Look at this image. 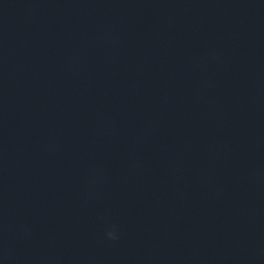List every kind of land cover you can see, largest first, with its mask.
Returning a JSON list of instances; mask_svg holds the SVG:
<instances>
[{"label": "clouds", "instance_id": "clouds-1", "mask_svg": "<svg viewBox=\"0 0 264 264\" xmlns=\"http://www.w3.org/2000/svg\"><path fill=\"white\" fill-rule=\"evenodd\" d=\"M106 236L109 238V239H112V240H115L117 239V235H116V231L115 229L113 228V230H110L106 233Z\"/></svg>", "mask_w": 264, "mask_h": 264}]
</instances>
